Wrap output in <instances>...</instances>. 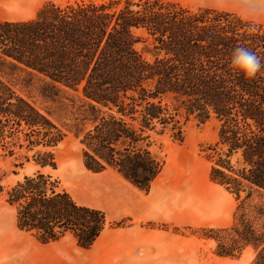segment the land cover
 <instances>
[{"label": "trees", "instance_id": "trees-1", "mask_svg": "<svg viewBox=\"0 0 264 264\" xmlns=\"http://www.w3.org/2000/svg\"><path fill=\"white\" fill-rule=\"evenodd\" d=\"M240 45L264 62V27L164 0L48 2L29 20H0V151L11 156L16 145L25 161L34 151L35 165L55 167L52 148L64 133L23 93L54 101L70 92L80 102L73 127L88 171L110 168L148 191L163 166L155 136L181 142L191 118H214L210 180L238 199L264 198V67L251 80L230 72ZM0 193L17 229L42 244L68 235L86 250L106 226L103 211L77 204L40 170L6 190L0 183ZM242 209L215 232L217 255L252 246L251 264H264V225ZM252 211L258 220L264 205Z\"/></svg>", "mask_w": 264, "mask_h": 264}, {"label": "rangeland", "instance_id": "rangeland-1", "mask_svg": "<svg viewBox=\"0 0 264 264\" xmlns=\"http://www.w3.org/2000/svg\"><path fill=\"white\" fill-rule=\"evenodd\" d=\"M79 1L107 0H0V19L26 20L48 2L64 5ZM233 2L224 0L220 7L233 9ZM242 15L264 27V14H253L247 6ZM67 93L54 101L41 99L36 89L23 93L36 107L49 113L64 137L52 148L53 168L35 165L31 160L34 151L26 153L30 160L25 161L21 157L25 154L16 145H9L11 156L1 150L0 183L6 190L40 170L77 204L103 211L106 226L86 250L77 247L68 235L44 245L18 231L15 208L6 203L5 193H0V264L252 263V246L233 251L231 256L217 255L215 232L232 226L239 205L256 226L264 225V215L255 220L252 211L254 205H264V198L254 194L251 200L243 196L238 199L210 180L207 149L217 139L218 122L214 118L204 122L191 118L183 128L181 142L168 133L155 136L152 150L163 166L149 190L142 191L113 169L93 173L84 167L82 147L73 127L80 102ZM16 140L15 136L5 139L9 143Z\"/></svg>", "mask_w": 264, "mask_h": 264}, {"label": "clouds", "instance_id": "clouds-1", "mask_svg": "<svg viewBox=\"0 0 264 264\" xmlns=\"http://www.w3.org/2000/svg\"><path fill=\"white\" fill-rule=\"evenodd\" d=\"M262 67H264V62L246 46H236L229 56V71L248 80L254 79Z\"/></svg>", "mask_w": 264, "mask_h": 264}, {"label": "crops", "instance_id": "crops-1", "mask_svg": "<svg viewBox=\"0 0 264 264\" xmlns=\"http://www.w3.org/2000/svg\"><path fill=\"white\" fill-rule=\"evenodd\" d=\"M168 1L172 2V3L184 5V6L206 7V8L217 9V10H221V11L235 13V14L240 15V16H243L242 13H244V8H246L248 6L251 13L256 14V15L264 14V0H241V1L234 0V2L232 4L233 9H226V6L222 9L220 7V3L223 4L224 0H218V1H216V0H203V1L168 0ZM228 4H230V3H228ZM38 9H36V11ZM36 11H35V13H36ZM35 13H34V15H35ZM31 18H29V19H31ZM29 19H26V20H29ZM245 19H248V18L245 17ZM0 20H6V19H0ZM6 21H9V20H6ZM18 21H25V20H18ZM19 232H21V231H19ZM55 242H57V241H55ZM55 242H52V243H55ZM48 244H51V243H48ZM44 245H46V244H44Z\"/></svg>", "mask_w": 264, "mask_h": 264}]
</instances>
